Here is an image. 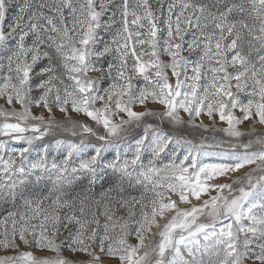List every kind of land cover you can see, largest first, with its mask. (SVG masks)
I'll return each mask as SVG.
<instances>
[{
  "label": "snow or ice",
  "instance_id": "snow-or-ice-1",
  "mask_svg": "<svg viewBox=\"0 0 264 264\" xmlns=\"http://www.w3.org/2000/svg\"><path fill=\"white\" fill-rule=\"evenodd\" d=\"M0 100V264H264V0H0Z\"/></svg>",
  "mask_w": 264,
  "mask_h": 264
},
{
  "label": "rangeland",
  "instance_id": "rangeland-1",
  "mask_svg": "<svg viewBox=\"0 0 264 264\" xmlns=\"http://www.w3.org/2000/svg\"><path fill=\"white\" fill-rule=\"evenodd\" d=\"M162 59L167 60L168 58L165 56V57H162ZM169 74H170V70H169ZM0 105H3V101L2 100H0ZM202 119L204 120V123L205 124L209 123L207 117H203ZM244 127H247V126L245 125ZM245 170H247V169H245ZM212 194L215 195V193H212ZM205 198H207V197H205ZM37 254L38 255H49L50 253H47V252H38ZM65 255H68V253L66 252Z\"/></svg>",
  "mask_w": 264,
  "mask_h": 264
}]
</instances>
